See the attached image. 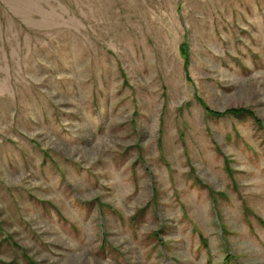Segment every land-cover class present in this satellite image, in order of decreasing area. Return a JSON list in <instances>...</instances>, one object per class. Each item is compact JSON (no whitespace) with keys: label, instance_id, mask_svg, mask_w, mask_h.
Instances as JSON below:
<instances>
[{"label":"rangeland","instance_id":"1","mask_svg":"<svg viewBox=\"0 0 264 264\" xmlns=\"http://www.w3.org/2000/svg\"><path fill=\"white\" fill-rule=\"evenodd\" d=\"M0 264H264V0H0Z\"/></svg>","mask_w":264,"mask_h":264},{"label":"trees","instance_id":"2","mask_svg":"<svg viewBox=\"0 0 264 264\" xmlns=\"http://www.w3.org/2000/svg\"><path fill=\"white\" fill-rule=\"evenodd\" d=\"M180 52L181 55L183 56L184 59V64L185 66L188 65V45L186 42L181 43L180 45ZM196 100L203 106V108L205 109V112L207 114H210L212 116H216V117H221V116H225L227 114H232V115H249L252 116L254 118V120H256L259 123V119L254 115V113L247 109V108H233V109H228L222 112H218V111H214L210 108H208L204 102H202L201 98L198 96H195ZM230 256L227 257V259H229Z\"/></svg>","mask_w":264,"mask_h":264}]
</instances>
